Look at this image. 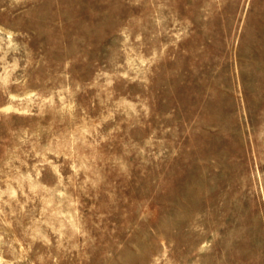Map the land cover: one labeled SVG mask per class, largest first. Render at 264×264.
<instances>
[{"label":"rangeland","instance_id":"obj_1","mask_svg":"<svg viewBox=\"0 0 264 264\" xmlns=\"http://www.w3.org/2000/svg\"><path fill=\"white\" fill-rule=\"evenodd\" d=\"M0 264H264V0H0Z\"/></svg>","mask_w":264,"mask_h":264}]
</instances>
